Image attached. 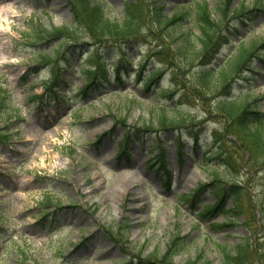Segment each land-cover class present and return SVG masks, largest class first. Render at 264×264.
I'll return each instance as SVG.
<instances>
[{
  "label": "rangeland",
  "instance_id": "rangeland-1",
  "mask_svg": "<svg viewBox=\"0 0 264 264\" xmlns=\"http://www.w3.org/2000/svg\"><path fill=\"white\" fill-rule=\"evenodd\" d=\"M101 1L106 3L110 17L122 13V0ZM170 1L166 8L169 13L174 7L170 6L176 3ZM208 2L214 7L217 0ZM30 19L47 28L72 21L64 0H0V82L11 88L13 98L12 105L1 114L8 110L16 112L8 119L12 126L5 125L9 138L0 146V230L5 233L0 236V264H155L144 256L156 251L161 258L169 237L176 231L186 237V245L172 258L175 263L199 257L206 264H220L217 243L228 242L232 246L248 235L264 244L260 220L264 214V163L251 171L244 169L247 174L243 172L239 178L251 197L245 193L239 201L245 210L248 204L252 206L253 226L258 227L255 233L243 224V213H237L233 223L221 226H213L210 219L195 213L202 202L212 203L215 198L210 191L211 174L218 156H206L213 125L225 138V148L232 149L233 145L225 121L214 112L215 96L203 104L198 97L187 100L198 105L189 109L186 105L172 110L162 107L172 103L167 98L170 72L164 71L160 83H153L150 91L132 72H124L118 82L113 73L115 66L121 64L117 63L121 48L107 40L105 44L110 47L104 56L106 66L110 67L111 83L107 80L105 86L96 90L88 87L83 95L79 88L85 80L77 68L94 59L88 56L89 45L78 52L71 47L66 53L71 54L72 63L65 65L69 75L58 90L63 97L44 93L39 99L36 95L44 92L43 82L50 76V67L36 65V47L21 35L27 31ZM226 30L245 41L262 38L264 13L246 29L240 25L234 32L228 25ZM148 33L152 36L151 30ZM161 39L166 41L165 35ZM158 43V47L163 46ZM221 44L225 45V41ZM68 45L71 42L65 43ZM147 48L146 44H138L127 54L131 57L129 71L135 69ZM47 51L51 53L50 48ZM226 51L227 46L217 56L220 63L221 54ZM155 59L158 58L151 57L152 61ZM160 63L165 60L160 58ZM254 66L260 71H247L252 78L244 77L235 83V94L242 99L245 92L248 99H256L264 112V64L256 58ZM154 67L155 64H149L151 70ZM24 73L26 79L20 80ZM156 85L166 90L164 96L156 95ZM163 108L168 115L188 111L192 119L177 128L157 126L156 112ZM202 109L207 112L204 114ZM121 117L126 119L125 124L120 123L114 132H109ZM193 125L198 129L194 130ZM196 131L200 142L195 147ZM123 135L127 151L118 154V142ZM96 136L100 139L93 142ZM179 137L183 142L181 156L176 144ZM158 152L163 160L156 157ZM232 155L229 160L238 164L237 169L242 168V156L235 160L238 152ZM165 168L170 180L168 187L161 184L160 178ZM200 181L209 184V189L192 209L190 202L179 195L191 193ZM124 187L128 189L123 190ZM45 195H51L52 201L48 202ZM235 199L228 197V206ZM54 217L57 222L51 223ZM215 220L223 221L222 215L217 214ZM125 256L124 263L121 259Z\"/></svg>",
  "mask_w": 264,
  "mask_h": 264
},
{
  "label": "trees",
  "instance_id": "trees-1",
  "mask_svg": "<svg viewBox=\"0 0 264 264\" xmlns=\"http://www.w3.org/2000/svg\"><path fill=\"white\" fill-rule=\"evenodd\" d=\"M123 1L125 12L123 16L110 17L105 2L101 0H66L73 15L70 24L47 28L36 19H30L27 31H22L21 35L35 45L36 49L33 54L36 65L48 64L50 67V76L43 82L46 92L57 95L59 83L66 79L62 71L64 63H69L65 57L71 46H65L68 41L73 45L91 41L103 47L107 40H113L122 47V59L126 58V49L123 48L125 43L132 45L139 41L155 40L157 43L163 44L158 47L157 43H154L150 49L153 51L151 54L155 55L158 60L160 58L165 60V63H162L163 66L153 70L146 69L149 55L142 56L135 75L139 77L146 70L147 76L143 78V82L149 85L158 79L163 68H170L172 81L170 82L169 95L171 97L175 94V105L168 106L169 110L182 105H186V109H189L190 106L198 107V105H192L187 101L195 100L196 97L201 102L207 103L209 97L214 95L232 74L238 73L252 56L263 54L264 38H251L246 42L239 40L233 44L223 62L215 66L211 65L212 55L218 51L221 44L219 42L222 40L220 30L227 23L233 24L232 20L235 18L254 19L258 15L257 12L262 10V7L258 6L264 5L263 0H253V4H258L256 7H250V4H246L243 0L234 6L231 5L233 0H217L214 7H210L208 0H190L185 4L178 5L181 8L175 9L170 16L163 11V4H160V0ZM185 21L187 22L184 26ZM149 30H151L152 36L148 33ZM160 34L165 35L166 41L161 39ZM49 48L51 53L47 51ZM99 50L100 52L97 50L96 55H89L90 58H95L99 65L80 69L87 79V84L83 89L87 85H97L108 79V71L104 64L105 57L102 50L100 48ZM61 59L64 60L61 62ZM262 60H264V56H262ZM121 68L122 65L115 68L117 79L122 76ZM27 73L23 74L21 79H26ZM164 93L158 91V95ZM12 101L11 90L5 87L4 82H0V121L3 122V125L0 126V139L4 141L9 138L5 125L9 122L10 116L16 112L8 110L9 113L1 114V111L12 105ZM210 104L208 103L209 106ZM215 104L217 111L227 114L225 129L233 136L231 139L233 141L232 149L227 150L223 145L224 137L218 130H213V140L220 144L215 153L224 151L232 157V154L238 152V157H235V160L242 156V168L237 169L236 162L227 159V157L223 158L226 161L224 163L226 168L220 170L217 168L213 171V181L217 186L214 189L215 203L203 205V211L199 213L212 218L217 212H220L225 216L222 225H226L234 222V215L237 213L246 212L243 224L251 229L252 233H255L258 227L253 226L255 223V220L252 219L253 208L245 210L239 201L245 193L250 198L248 189L242 187L239 178L244 169L251 171L252 167L264 163V113L255 101L250 102L248 99L237 102L235 99L221 98L218 102L216 100ZM156 114V124L166 129L177 128L182 122L192 119V113L190 114L188 111L168 115L163 108V111L161 110L159 113L157 111ZM125 121L126 119L121 117L115 123L125 124ZM120 151L121 153L124 151L123 145L120 147ZM164 180L166 179L164 178ZM205 187V183H199L195 189L194 197ZM230 196L236 198L232 206H228L226 203ZM184 198L188 197L184 196ZM260 220L262 229L264 228V214H261ZM213 223L220 225L216 221ZM185 245L184 237L180 236L179 232L174 233L160 259L157 257L156 251L148 252L145 258H148L150 262L160 261V264H206L204 259L199 257L175 263L172 257ZM217 245L222 255L220 264H264V244L260 245L258 239L256 242L252 235L244 236L232 246H228L227 242L217 243Z\"/></svg>",
  "mask_w": 264,
  "mask_h": 264
},
{
  "label": "bare ground",
  "instance_id": "bare-ground-1",
  "mask_svg": "<svg viewBox=\"0 0 264 264\" xmlns=\"http://www.w3.org/2000/svg\"><path fill=\"white\" fill-rule=\"evenodd\" d=\"M128 188L127 187H124V189L123 190H127Z\"/></svg>",
  "mask_w": 264,
  "mask_h": 264
}]
</instances>
